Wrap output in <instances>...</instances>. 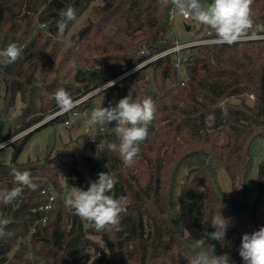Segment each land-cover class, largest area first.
Returning <instances> with one entry per match:
<instances>
[{
    "label": "trees",
    "instance_id": "1",
    "mask_svg": "<svg viewBox=\"0 0 264 264\" xmlns=\"http://www.w3.org/2000/svg\"><path fill=\"white\" fill-rule=\"evenodd\" d=\"M68 6L74 7L76 19L61 38L57 21ZM170 10V3L165 7L160 0H0V47L10 42L24 46L21 60L0 66L4 86L0 146L60 111L49 99L57 89L64 88L76 102L169 49ZM83 17L84 26L74 33ZM252 19L247 39L231 46L188 48L183 65L186 80L179 81L176 56L170 55L94 96L105 94L102 107L114 106L115 94L119 99L130 95L134 100L151 97L156 102L149 137L141 143L131 167L105 147V142H118L112 132L115 122L88 132L86 142L65 167L56 163L58 157L19 163L33 133L52 124L66 125L72 112L6 145L14 153L10 164L0 165V190L14 186L12 169L29 171L38 187L25 189L18 206L0 204V215L9 220L8 234L0 237V264H190L194 253L189 245L205 229L215 231L210 222L202 221L219 214L229 220L225 240L209 243L215 245L216 254H229V264H244L239 255L243 234L264 226V162L249 215L245 201L223 193L218 174L224 171L233 189L244 194L251 145L257 138L264 139V0H254ZM70 35L83 67L96 68L102 77L98 86L50 85L37 78L44 70L41 60H50ZM18 97L24 104L22 112L17 124L7 127ZM94 97L74 111L87 114ZM182 168L188 170L190 180L178 184ZM100 172L116 179L109 194L126 197L119 230H94L63 201L67 190H86ZM47 190L56 197L48 220L42 222L40 208L52 196Z\"/></svg>",
    "mask_w": 264,
    "mask_h": 264
},
{
    "label": "clouds",
    "instance_id": "2",
    "mask_svg": "<svg viewBox=\"0 0 264 264\" xmlns=\"http://www.w3.org/2000/svg\"><path fill=\"white\" fill-rule=\"evenodd\" d=\"M165 7L172 8L173 17L179 15L185 19H193L197 23L208 26L215 32V43L229 46L239 42L253 27L252 5L254 0H211L205 6L202 0H160ZM76 19L74 7L68 6L61 12L57 21L58 37H63L69 22ZM24 46L15 42L0 47V66L13 65L23 58ZM61 111H69L73 107V99L64 88H59L49 95ZM157 105L151 97L134 100L130 95L121 98L112 107H94L87 123L94 128L108 126L115 122L112 132L118 142H105L107 151L118 153L126 166L131 167L140 153V145L149 137L148 125L156 118ZM87 115V114H86ZM89 129H86L88 131ZM94 140V139H93ZM14 186L0 190V204L5 206L21 201L25 189L35 191L38 185L29 171L12 169ZM116 179L109 172H100L98 179L89 181L86 190L74 187L71 197L66 203L74 214L87 222L94 230L100 232L109 229L119 230L121 214L126 212V197L116 198L112 193ZM210 222L215 231L205 229L189 246L194 255L190 264H229L228 253L216 254L215 245L209 241L225 240L229 220L221 214L214 216ZM9 220L0 215V237L7 235L5 229ZM239 255L244 264H264V226L251 234L244 233L241 239Z\"/></svg>",
    "mask_w": 264,
    "mask_h": 264
},
{
    "label": "rangeland",
    "instance_id": "3",
    "mask_svg": "<svg viewBox=\"0 0 264 264\" xmlns=\"http://www.w3.org/2000/svg\"><path fill=\"white\" fill-rule=\"evenodd\" d=\"M210 2L211 0H202V3L205 6H207ZM85 21L86 17H83L77 23V25L73 29V32H78L84 26ZM209 31H211L213 35L215 34L214 30H212L208 26L201 25L193 19L184 20L182 17L177 15L175 16V19L173 21L172 29L169 32L168 40H170L172 43H174L176 40L181 44L192 43L200 40L204 36H207V33ZM70 37L71 35L66 41L59 43L55 51L51 53L52 56L50 60H48L47 62L41 60V68H43L44 70H42V73L40 72V74L37 75V78H41L43 83L50 85L54 82H58L64 85H71L75 83L89 86L91 88L98 86L101 83L102 77L99 75L96 68H89V70L88 68L83 67L85 66L84 62L80 61V56L77 52L74 40L70 39ZM244 39H247V37H244L241 40ZM188 53L189 52L187 49L183 50L181 53V58L187 57ZM1 79L2 78L0 75V110L3 106V98L1 95L4 91V86L1 82ZM178 79L179 81L187 79V74L184 66H181L179 69ZM99 89L94 91L90 98L99 93ZM89 99H87L85 102H87ZM119 100L120 99L118 97V94H115L114 104H116ZM104 101L105 94L94 97L91 107L89 108V110L87 109V117L78 116L76 118H72V120L70 118V125L68 126L64 123L52 124L33 133L28 139L25 148L19 156V163H26L28 161L37 160L45 161L50 157H58L61 162L56 161V163L60 167H65L66 164L70 163L73 153L86 142V134L88 132H92L95 127L99 126L96 125L94 128L90 127L87 123V118L88 116H90L91 110L94 107L101 106ZM23 106L24 104L21 98L18 97L15 107L10 110V113L6 119L7 127H13L17 124ZM50 120H52L51 116L47 115L45 119L37 126L19 134L17 137L6 142L4 145L12 143L16 139L46 124ZM86 129L89 130L86 131ZM13 153V147H4L0 151V165L10 164ZM250 154L251 168L245 179L244 194H239L233 189L231 181L224 171H220L218 174V182L223 193L234 200L245 201L249 207L248 215L250 214V210L252 209L257 196L259 166L264 162V139L257 138L254 140L251 145ZM188 179L190 180L188 170L184 168L180 169L177 176L178 184H183ZM72 191L73 189L67 190L63 196V201L66 204L67 208L69 206L67 205L66 201L71 197ZM179 192V187H176V193L178 194Z\"/></svg>",
    "mask_w": 264,
    "mask_h": 264
},
{
    "label": "built area",
    "instance_id": "4",
    "mask_svg": "<svg viewBox=\"0 0 264 264\" xmlns=\"http://www.w3.org/2000/svg\"><path fill=\"white\" fill-rule=\"evenodd\" d=\"M174 19H175V17H173V15H172V8H171V10L169 12V20H170V22L173 23ZM183 19L184 20H189V19H185V18H183ZM215 39H216V37L211 33V31H209L207 33V36H204L200 40L192 42V43L181 44V43H179L176 40L174 43H172V46L169 49H167V50H165V51H163V52H161V53H159L157 55L152 56L151 58H149L147 61L142 63L137 68H135L132 71L128 72L127 74L119 77L118 79H116V80H114V81L102 86L99 90H100V92H102L103 90H106L107 88H109L110 86H112L114 83H116L117 81L121 80L125 76L130 75L133 72L137 71L138 69L148 65L149 63L157 61V60H159L161 58H164L166 56H170V55H175L176 56V61H175L174 66H175V68L177 70H179L180 67L185 65V63L188 61V57L181 58V53H182L183 50H186V49H188L190 47L199 46V45L216 44L214 42ZM182 85H184V84L182 83ZM92 93H89L88 95H86V96L80 98L79 100H77L76 102H74L73 103V107H72L71 110L66 111V112L60 110L56 114L52 115L51 119H54V118H56V117H58L60 115H63L65 113H67V112H72V118H76L78 116L85 117L86 116L85 112L74 111V108L77 107L78 105L84 103L87 99H89L91 97ZM69 124H70V121L66 122V125H69ZM91 142H94L93 139H91ZM47 192L52 193L51 190H47ZM45 193H46V191H43V194H45ZM55 197H56L55 194L52 193V196L49 198V202L45 206L40 208V212H42L44 214L43 218L41 220L42 222H46L48 220V214H49L50 210L52 209V204H53V202L55 200Z\"/></svg>",
    "mask_w": 264,
    "mask_h": 264
},
{
    "label": "water",
    "instance_id": "5",
    "mask_svg": "<svg viewBox=\"0 0 264 264\" xmlns=\"http://www.w3.org/2000/svg\"><path fill=\"white\" fill-rule=\"evenodd\" d=\"M188 29H189V28H188ZM188 29H187V30H188ZM8 144H9V143H8ZM8 144H6V145H8ZM6 145L0 146V149L4 148ZM245 220H246V222L248 223V226L251 227L250 224H249V221H248L246 218H245ZM250 229H251V228H250Z\"/></svg>",
    "mask_w": 264,
    "mask_h": 264
}]
</instances>
